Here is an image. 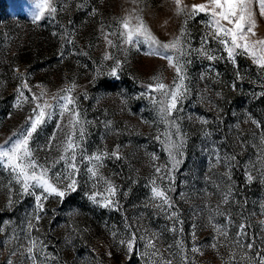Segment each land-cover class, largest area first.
<instances>
[{
  "label": "rangeland",
  "instance_id": "rangeland-1",
  "mask_svg": "<svg viewBox=\"0 0 264 264\" xmlns=\"http://www.w3.org/2000/svg\"><path fill=\"white\" fill-rule=\"evenodd\" d=\"M50 2L56 12L45 11L34 20L42 0H0V144L15 140L14 134L26 127L32 94L44 92L43 99L55 104L52 97L75 84L71 95L84 129L82 140L78 130L76 136L83 155L77 152L76 190L63 198L49 196L43 211L0 163V264H33L30 240L38 241L36 264H153L159 257L149 258L148 239L171 264H255V254L264 255V68L239 49L230 60L207 35L210 17L178 15L174 0ZM206 3L182 0L181 7L190 11ZM253 11L256 27L250 41L264 39L257 0ZM129 15L133 24L142 17L162 42L184 32V55L173 61L181 67L183 86L168 117L179 135L161 118V93H149L147 86L159 77L172 90L180 78L168 61L145 55L144 43L139 50L122 43L118 22ZM117 60L120 66L112 76ZM21 77L31 92L24 90L29 99L20 98L17 107ZM68 119V113L61 119L57 109L33 134L30 148L39 164L51 165L61 155L58 145ZM165 132L176 143L183 140L173 151L179 160L175 168ZM103 153L100 162L87 159ZM93 168L96 176L89 171ZM70 171L61 161L49 175ZM106 181L116 189L113 196ZM153 181L171 207L153 195ZM94 193H99L96 202L90 199ZM105 197L112 206L103 207ZM242 224L245 234L238 236ZM131 232L137 240L129 259L119 240ZM146 251L149 255H141Z\"/></svg>",
  "mask_w": 264,
  "mask_h": 264
},
{
  "label": "snow or ice",
  "instance_id": "snow-or-ice-1",
  "mask_svg": "<svg viewBox=\"0 0 264 264\" xmlns=\"http://www.w3.org/2000/svg\"><path fill=\"white\" fill-rule=\"evenodd\" d=\"M259 5V14L264 16V0H257ZM176 4V12L178 15L183 14L186 18L194 17L197 13H205L210 17L209 26L212 31L207 34L218 41L220 45L223 46V50L227 53V57L230 60L235 59L236 51L242 50L243 53L251 55L254 62L261 68H264V39H259L255 41H250L249 36L255 35L253 29L256 27L255 12L253 11V0H208L206 4L192 5L191 10L187 11L184 7H181L182 0H174ZM40 11H38L33 17L34 20H39L44 16L45 11L49 14L55 13L56 8L51 6L50 0H42L39 5ZM133 17L131 15L122 18L118 24L119 36L123 44L136 47L139 50L141 43H144L148 51L145 55L155 56L160 59L168 61L169 65L175 68L177 75L180 78L179 84H174V89L170 90L166 84L160 81L159 77H154L157 83L148 85L149 93L155 91L161 93L162 98L158 101L160 104V115L165 123H168L172 127H176V134L179 135V128L175 124V121H169L168 117L172 115L173 110L177 108L178 98L181 95V89L183 86V76L180 75L181 67L178 64H174V57L178 60L184 55L183 48L181 46L180 36L184 35L183 30H181L180 36L172 40L171 42H162L155 35L152 34L150 29L145 25L142 17H135L138 21L136 24L132 23ZM187 19L185 20V24ZM109 35H116V33H111ZM105 40H107L109 45H113V41L108 39V35H105ZM207 42V36L202 41V43ZM209 60L216 59L215 56L209 55L204 52ZM110 58L106 54L105 59ZM120 66L119 60L116 61V66L110 72V75L116 76V68ZM75 84L67 89H62L63 94H57L52 97L56 101L55 104L49 103L44 100V92H41L39 96L32 94L31 100L34 102V107L32 108V115L26 118V127H24L19 133L14 135L17 137L15 140L5 141V144H0V163L10 170L14 175L16 181L21 185V192L24 194L33 195L36 201V207L38 210L43 211L44 201L51 195L63 198L66 194L76 190V180L73 175L78 171L77 168V152L79 151L83 155V149L79 140L76 139L77 130L79 131V137L82 140L84 135V129L82 127V121L80 119V113L75 107V99L71 95L74 90ZM24 90L31 92L28 87L27 82L21 77V84L17 89V103L16 106H20V98L27 101L29 98L24 95ZM186 91V89H185ZM72 105L73 107H69ZM57 109H59V117L63 119L65 113L69 114V119L66 123V128L68 131L65 133V138L60 141L58 147L61 155L52 162L51 165L39 164L36 158L33 156V151L30 148V141L33 134L37 132L38 128L46 123L48 118L56 115ZM168 141V152L171 158L172 167L175 168L178 165L179 160L176 159L173 151H179L183 146V140L181 139L179 143L172 140V134L170 132L164 133ZM55 137L50 138L49 144L46 145L48 150H51V140ZM159 139V137H157ZM7 145V146H5ZM102 155H107L106 153L96 155L95 157L89 156L87 159L92 161L93 159L97 162L101 161ZM113 156L117 153L113 152ZM219 159V158H217ZM232 159H235L234 157ZM63 162L64 166L71 171L66 175L61 176L59 173H52L50 176L52 167L56 163ZM93 176L97 175V170L95 168L89 169ZM156 172H161L160 168L156 169ZM167 173V170H166ZM163 178V177H162ZM251 180V175L248 176ZM62 180H66L64 188L58 187V183ZM152 193L155 197L161 198L162 202L171 207L169 198L167 197L165 191L156 185L155 181L152 182ZM106 191L109 196L115 194V187L107 182ZM99 193H94L90 199L96 202V197ZM103 207H109L113 205V200L109 197L104 198ZM227 202V198H225ZM172 215H176L175 212ZM36 220L40 219L37 215ZM32 225L29 224V228ZM245 225L239 226L238 236L244 235ZM219 232L220 230L217 229ZM221 235H227L224 232H220ZM115 235V233H113ZM144 239V237H141ZM137 236L135 232H131L126 239L119 240V244L124 248L126 255L131 259V255L135 250ZM30 246L27 248L28 254L33 259V264H36V257L33 254L34 249L37 248L38 241L30 240ZM240 241L236 240V244L240 245ZM213 247H216L214 244ZM248 249L252 248V244L246 245ZM146 249H153L150 257H159L158 260H154L153 264H171V260H167L163 257V254L159 252L156 248L155 243L152 239H148L146 244ZM193 251H199V249L194 248ZM111 255V253H109ZM141 255H149V253L144 252ZM233 259L235 255L233 254ZM253 259V258H249ZM11 264V261L9 262ZM255 264H264V255H260L259 252L255 254Z\"/></svg>",
  "mask_w": 264,
  "mask_h": 264
}]
</instances>
